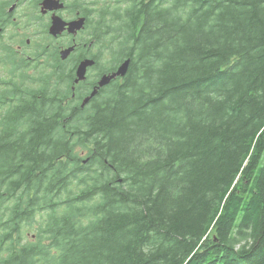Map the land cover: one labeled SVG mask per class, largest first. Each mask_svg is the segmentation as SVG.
I'll list each match as a JSON object with an SVG mask.
<instances>
[{
	"label": "trees",
	"instance_id": "1",
	"mask_svg": "<svg viewBox=\"0 0 264 264\" xmlns=\"http://www.w3.org/2000/svg\"><path fill=\"white\" fill-rule=\"evenodd\" d=\"M108 13L124 76L81 108L44 72L0 117V264H264V0Z\"/></svg>",
	"mask_w": 264,
	"mask_h": 264
},
{
	"label": "flooded vegetation",
	"instance_id": "2",
	"mask_svg": "<svg viewBox=\"0 0 264 264\" xmlns=\"http://www.w3.org/2000/svg\"><path fill=\"white\" fill-rule=\"evenodd\" d=\"M59 3L63 5L51 11L43 7V0H0V117L11 115V109H8L10 106L23 104L28 97L30 80L32 83L37 82L44 72L48 73L49 79L54 70L59 74L61 65L71 64L72 85L77 64L85 58L95 60V65L88 67L86 78L76 84V87L85 85L86 89L78 92L79 104L81 98L86 97L97 85L102 74L115 70L122 62L104 67L105 63H102V54L99 52V47H103L100 41L103 35L100 26L110 19L109 8L118 6L122 12L132 4V0H59L57 4ZM53 14L66 22L83 19V27L71 33L64 31L58 36H53L48 33ZM45 18L47 21L44 23ZM30 19L37 27H41L42 34L57 42L56 47L47 44L44 48H36L39 52L36 51L35 56L29 54L27 46L31 45V39L23 40V37ZM70 46L73 51L71 58L68 57L69 60H53L51 51L56 49L58 55L61 49ZM75 95L71 94L72 97Z\"/></svg>",
	"mask_w": 264,
	"mask_h": 264
},
{
	"label": "water",
	"instance_id": "3",
	"mask_svg": "<svg viewBox=\"0 0 264 264\" xmlns=\"http://www.w3.org/2000/svg\"><path fill=\"white\" fill-rule=\"evenodd\" d=\"M58 2V0H43V7L48 10L55 11L59 6L63 5L62 3L57 4ZM82 22L83 19H80L79 21L65 22L59 16L53 14L49 32L53 36L62 33L64 30H67L68 32H74L75 29H78L82 26ZM72 50V46L63 49L60 52L61 58L64 59ZM94 63L95 61L93 59L88 58L82 60L79 63L76 69L75 83L85 78L87 67L93 65ZM129 63L130 59L127 58L117 67L114 72L103 74L98 80L97 86H95L90 92V94L86 98H84L83 102L81 103V106H84L97 93L99 88L108 84L113 78H116L117 76H124L128 70Z\"/></svg>",
	"mask_w": 264,
	"mask_h": 264
},
{
	"label": "rangeland",
	"instance_id": "4",
	"mask_svg": "<svg viewBox=\"0 0 264 264\" xmlns=\"http://www.w3.org/2000/svg\"><path fill=\"white\" fill-rule=\"evenodd\" d=\"M32 13H33V15H35V12L34 11ZM46 21H47V19L45 18L43 20V22L45 23ZM25 38L31 39V45L30 46H27V49H28V52H29L30 55L33 54L35 56V52L36 51L39 52V50L36 49L38 47L44 48V47H46L47 44H52V45H54V47L57 46V42H54V41L50 40L45 34H42L41 33V27H37L31 19H30V22H29L27 31H25L23 40H25ZM49 50H50V48H49ZM51 50H53V48H51ZM107 54H109V51L108 50H105L103 52V55H102V63H105L104 67H108V65L110 64L108 62L109 61V57H108ZM69 56H70V54H68L62 60L67 59ZM23 57H25V56H23ZM70 58H71V56H70ZM70 58H68L67 60H69ZM70 67H71V64H67L66 67H65V70L69 69ZM4 79H6V78H4ZM30 86H33V87H36L37 88L38 84H30ZM38 87H40V86H38ZM30 236L31 235L29 234V237ZM25 240H27V238H25Z\"/></svg>",
	"mask_w": 264,
	"mask_h": 264
}]
</instances>
